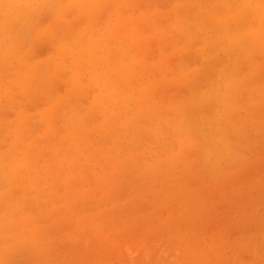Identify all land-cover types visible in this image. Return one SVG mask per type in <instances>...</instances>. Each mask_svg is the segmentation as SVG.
<instances>
[{
	"label": "rangeland",
	"instance_id": "1",
	"mask_svg": "<svg viewBox=\"0 0 264 264\" xmlns=\"http://www.w3.org/2000/svg\"><path fill=\"white\" fill-rule=\"evenodd\" d=\"M0 264H264V0H0Z\"/></svg>",
	"mask_w": 264,
	"mask_h": 264
}]
</instances>
